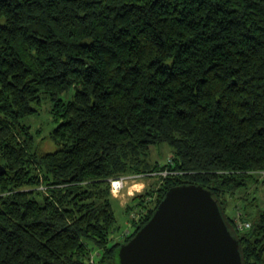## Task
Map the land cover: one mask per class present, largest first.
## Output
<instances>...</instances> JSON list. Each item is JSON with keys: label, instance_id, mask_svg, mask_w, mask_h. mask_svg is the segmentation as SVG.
Here are the masks:
<instances>
[{"label": "trees", "instance_id": "1", "mask_svg": "<svg viewBox=\"0 0 264 264\" xmlns=\"http://www.w3.org/2000/svg\"><path fill=\"white\" fill-rule=\"evenodd\" d=\"M44 98L54 151L23 123ZM159 145L172 163L152 162ZM0 162V264H118L186 184L212 191L243 264H264V210L245 231L225 211L264 170V0H0ZM162 171L112 241L110 180Z\"/></svg>", "mask_w": 264, "mask_h": 264}, {"label": "water", "instance_id": "2", "mask_svg": "<svg viewBox=\"0 0 264 264\" xmlns=\"http://www.w3.org/2000/svg\"><path fill=\"white\" fill-rule=\"evenodd\" d=\"M0 162V177L6 174ZM118 264H243L238 242L211 190L172 187L151 219L118 250Z\"/></svg>", "mask_w": 264, "mask_h": 264}, {"label": "rangeland", "instance_id": "3", "mask_svg": "<svg viewBox=\"0 0 264 264\" xmlns=\"http://www.w3.org/2000/svg\"><path fill=\"white\" fill-rule=\"evenodd\" d=\"M51 108L52 102L44 98L39 112L23 119V123L30 126L31 133L35 137V143L41 148V151L56 150V145L49 137L50 132L55 127ZM151 158L152 162H164L167 160L172 163L173 156L171 148L168 145L153 147ZM165 173L166 171L144 175H123L121 178H124V185L119 191H116V193L112 190V181L114 178L110 180L111 192L113 197L116 198L113 204L117 217V228L110 236L112 241H122L124 238L131 236L135 229V221L138 220L140 214L145 210L141 209L139 211L138 207L129 208V203L136 202L133 201L135 197L145 194L147 190L154 187V185L155 187L158 186L156 182H159L160 175H165ZM253 174L257 179L259 178V180L250 181L245 189L239 190L233 197L229 198L228 204H226L225 207V211L231 217H234L235 227L240 231L249 229L252 226L253 220L258 218L260 213L264 210V170L254 172ZM131 191H133L132 195H130ZM151 197L153 199H151ZM156 198V193L148 196L151 202L149 206L155 205ZM246 223H248L249 226H247ZM112 241L111 243H113Z\"/></svg>", "mask_w": 264, "mask_h": 264}, {"label": "built area", "instance_id": "4", "mask_svg": "<svg viewBox=\"0 0 264 264\" xmlns=\"http://www.w3.org/2000/svg\"><path fill=\"white\" fill-rule=\"evenodd\" d=\"M166 174H167V172L165 173V175ZM123 179L124 178H117V179H114L112 181V190H113L114 193H116V191H119L123 187V185H124V180ZM246 224H247V226H249L248 223H246Z\"/></svg>", "mask_w": 264, "mask_h": 264}, {"label": "bare ground", "instance_id": "5", "mask_svg": "<svg viewBox=\"0 0 264 264\" xmlns=\"http://www.w3.org/2000/svg\"><path fill=\"white\" fill-rule=\"evenodd\" d=\"M140 185H141V184H140ZM132 192H133V191H131L130 195H132Z\"/></svg>", "mask_w": 264, "mask_h": 264}]
</instances>
